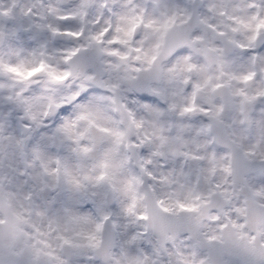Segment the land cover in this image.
I'll use <instances>...</instances> for the list:
<instances>
[{"label":"clouds","instance_id":"clouds-1","mask_svg":"<svg viewBox=\"0 0 264 264\" xmlns=\"http://www.w3.org/2000/svg\"><path fill=\"white\" fill-rule=\"evenodd\" d=\"M0 264H264V0H0Z\"/></svg>","mask_w":264,"mask_h":264}]
</instances>
